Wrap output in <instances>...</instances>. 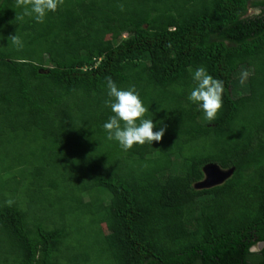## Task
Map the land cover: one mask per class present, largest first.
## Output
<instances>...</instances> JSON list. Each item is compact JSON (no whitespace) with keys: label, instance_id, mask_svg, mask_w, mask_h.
<instances>
[{"label":"trees","instance_id":"1","mask_svg":"<svg viewBox=\"0 0 264 264\" xmlns=\"http://www.w3.org/2000/svg\"><path fill=\"white\" fill-rule=\"evenodd\" d=\"M11 9L23 11L0 0L2 37ZM27 20L29 58L0 48V118L26 110L46 146L27 210L0 193V264H87L93 252L105 264H264V246L251 250L264 242V0H64L44 23ZM198 66L223 81L212 121L188 100ZM242 68L247 92L235 97ZM106 77L159 108L145 118L166 127L161 142L124 151L107 139ZM211 165L230 176L196 189ZM87 211L91 253L69 230Z\"/></svg>","mask_w":264,"mask_h":264},{"label":"rangeland","instance_id":"2","mask_svg":"<svg viewBox=\"0 0 264 264\" xmlns=\"http://www.w3.org/2000/svg\"><path fill=\"white\" fill-rule=\"evenodd\" d=\"M22 11H19L16 9L14 12H12V9L7 12L8 18L4 22V25L2 27L4 36L2 37L0 34V40L3 42L1 43L0 41V48L4 50L6 53H10L11 57L14 59L18 60H27L29 58V53H30V46H31V41L30 39L33 37L31 34L32 32L27 28V22L29 17H25L24 20H17L15 19L16 15H20ZM7 17V16H6ZM32 19V18H30ZM34 20V19H33ZM26 25V26H25ZM24 26L27 28V31H24ZM18 35L21 37L23 41V48H17L15 45L12 44L11 39H8L12 35ZM51 36V35H50ZM49 37L47 39V42L49 43ZM47 44V43H46ZM46 53V52H45ZM46 56V54H45ZM251 75V69L249 68H242L238 71L236 74V84L232 88L233 89V95L235 97L237 96H242L246 94L247 92V81L248 77ZM11 98L15 100V98H18L16 102H13V105H18L19 104V94L14 91L13 93L10 94ZM24 102V101H23ZM157 106H161V104H157ZM13 110V109H12ZM15 114L11 111L9 114H2V118H0V193L3 189L2 192H5V189L8 190V193H6L8 200H11L12 204H15L19 210H27L28 207V190H29V185L32 179V174L35 171L36 164H41L42 161V153H44V146L45 140L43 138L44 134V128L40 122L39 118H34L28 115L26 110L24 109H16ZM153 111L155 114H157L160 110L156 105H154ZM153 111L150 110L148 113H146L147 116H151L155 118ZM21 115L20 118H18L16 115ZM4 116H7L8 119L4 120ZM15 119V120H14ZM18 120V123L16 125V128L12 129L10 124ZM2 133V134H1ZM48 144V142L46 141ZM43 147V148H42ZM201 150V148H200ZM14 156V157H13ZM16 156V157H15ZM6 158L9 160V164L4 165L2 164L1 160L2 158ZM13 157V158H12ZM20 158V160L23 162L22 169L25 168L26 172L20 173V168H15L11 171L8 170L7 166H10L12 164V159ZM7 168V169H6ZM56 168V172L58 173L57 175L60 176L64 175L66 172L64 169H62V166L59 167H54ZM53 168V169H54ZM28 169V170H27ZM50 171V170H49ZM62 171V172H61ZM13 172V173H12ZM12 173V176H11ZM49 172H46L43 177V179L52 174H48ZM17 174L18 180L14 184L13 181V175ZM139 176L140 173H139ZM230 176V171L229 170H221L217 166H207L204 169V179L196 184V189H204V188H210L214 185H218L224 182V180ZM47 181V179L45 178ZM45 181V182H46ZM19 184H18V183ZM3 187H6L5 189ZM8 187V188H7ZM11 188H16V192L12 194L11 196L9 194V190ZM101 195V194H99ZM99 195H92V199H98L99 200ZM4 204V203H2ZM8 204V203H7ZM1 205V204H0ZM30 206V205H29ZM32 207V206H31ZM36 208V207H32ZM85 211V210H84ZM50 214H54V212H51ZM89 212H85L84 214L82 213L81 216L83 217V220L80 226L81 228H74L70 226L69 230L72 229V233L79 232L81 233L80 236L81 240L88 245L87 251L91 253L93 251L92 246H93V239L95 237V228L93 226L88 225L89 224ZM58 217V214L55 213ZM102 229L105 233L109 232V227L108 225L104 224L102 225ZM79 235V234H78ZM77 239V237H75ZM3 240V239H2ZM1 246H4L5 243L1 241ZM257 247V246H256ZM257 251V250H255ZM10 256H6L8 259ZM95 252H93L91 255H89L90 261L87 264H105V262L100 258ZM10 260L12 258H9Z\"/></svg>","mask_w":264,"mask_h":264},{"label":"clouds","instance_id":"3","mask_svg":"<svg viewBox=\"0 0 264 264\" xmlns=\"http://www.w3.org/2000/svg\"><path fill=\"white\" fill-rule=\"evenodd\" d=\"M63 4L64 0H16V6L23 11L16 15L15 19L22 21L29 17L42 24L48 13L56 12ZM8 39H11L17 48H23L20 36L15 34ZM192 80L195 86L188 100L198 105L207 120H215L223 107V81L214 78L203 66H198L193 71ZM106 88L108 98L104 103L112 112L103 124L108 140H115L124 151L132 149L135 144L161 142L166 127L154 130L156 124L152 119L145 118L149 108L145 107L135 86L123 89L118 87L111 77H106ZM7 203L11 205L12 201L9 200Z\"/></svg>","mask_w":264,"mask_h":264},{"label":"water","instance_id":"4","mask_svg":"<svg viewBox=\"0 0 264 264\" xmlns=\"http://www.w3.org/2000/svg\"><path fill=\"white\" fill-rule=\"evenodd\" d=\"M263 246H264V242H261V243L257 244V247H253L251 250L252 251L260 250Z\"/></svg>","mask_w":264,"mask_h":264}]
</instances>
